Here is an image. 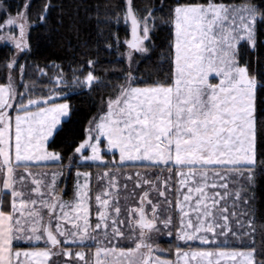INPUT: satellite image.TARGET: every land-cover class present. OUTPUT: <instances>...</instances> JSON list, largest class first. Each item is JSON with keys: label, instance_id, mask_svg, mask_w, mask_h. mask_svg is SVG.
Returning <instances> with one entry per match:
<instances>
[{"label": "snow or ice", "instance_id": "1", "mask_svg": "<svg viewBox=\"0 0 264 264\" xmlns=\"http://www.w3.org/2000/svg\"><path fill=\"white\" fill-rule=\"evenodd\" d=\"M31 6L13 15L0 0V40L16 50L0 83V264H264L249 195L264 184V0H123L96 12L98 28L117 26L103 74L85 42L82 64L28 76L27 37L54 8L45 0L33 24ZM72 89L99 94L80 134L61 102Z\"/></svg>", "mask_w": 264, "mask_h": 264}, {"label": "trees", "instance_id": "2", "mask_svg": "<svg viewBox=\"0 0 264 264\" xmlns=\"http://www.w3.org/2000/svg\"><path fill=\"white\" fill-rule=\"evenodd\" d=\"M28 0H3L6 7H9L11 13L14 15L16 11L23 10L22 6ZM123 0H52L54 5L53 10L50 12L49 20L46 26L34 28L27 37V42L30 45L31 53L19 62L27 64L26 74L28 75L29 69L34 65L40 68L48 67L53 61L57 64H62L63 68L67 71L69 63L73 62L82 64L88 57H82L79 53L87 52L88 49L83 48L85 42L91 46L92 56L95 59L96 46L99 45L101 53L99 60L103 68L97 69L98 72H104L107 67L106 61L115 60L116 55H107L103 49L105 47L104 40L109 37H115L117 34V26L114 21L110 28H98L96 25V12L99 10L101 14L111 11L117 4H122ZM135 6L139 9L145 8L150 0H134ZM158 2V0H157ZM45 0H31V15L36 12H41L44 8ZM107 5V6H106ZM63 6L64 12L59 9ZM63 16V24L58 23L59 19ZM33 24L37 20H32ZM79 28V34L75 29ZM103 33V35L101 34ZM118 34L120 40L123 41L127 36L130 37V29L121 23L118 26ZM168 33L166 30H158L155 32L154 41L158 47L157 55H160L167 47ZM71 45V47H69ZM16 52L10 45H2L0 47V83L6 81V63L11 59ZM143 70H147L146 68ZM111 75L112 73H107ZM80 89H72L66 99L72 108V129L76 134H80L87 126L88 119L95 114V109L99 101V94L93 93L91 95L79 94ZM61 145L57 141V146L49 150H59ZM71 153H69L70 155ZM67 162V157L64 159V164ZM252 195L255 197L256 207L264 212V184H261ZM174 250V248H173Z\"/></svg>", "mask_w": 264, "mask_h": 264}, {"label": "rangeland", "instance_id": "3", "mask_svg": "<svg viewBox=\"0 0 264 264\" xmlns=\"http://www.w3.org/2000/svg\"><path fill=\"white\" fill-rule=\"evenodd\" d=\"M37 13L38 12L34 13V15L32 16V20H35V21L37 20L36 19V14ZM126 38H128V36ZM4 44H5V42L3 40H0V47L2 45H4ZM8 45H10L13 49H15L14 46L11 44V42H8ZM6 74L8 75V69H6ZM49 74L53 75L54 73L50 72ZM34 75H36V69L35 68L34 69L30 68L29 72H28V76H34ZM44 79H47V77H45ZM73 90L75 91V89H73ZM45 91H47V89H45ZM62 99H64V98H62ZM61 102H65V100L64 101L61 100ZM107 159L108 158L106 157V160ZM49 163H51V162H49ZM67 164H68V160H67V162L64 165L66 166ZM80 170H84V169H80ZM33 171H36V172H59V171H61V168L58 167V166H51V167L33 169ZM75 171H76V169L73 168L71 174L69 175L68 172H67V168L65 167V169H64L65 176L60 178V181H59L60 188L65 189V192H66V194H65L66 197H65V195L63 197L64 199H70L71 198L73 185H74V182H75ZM90 171H92L95 174L97 172H102L103 169L93 167V168L90 169ZM128 171H141V172H143V171H146V170L145 169H129ZM95 179L96 178H95V175H94V177H93V185H94V187H95ZM129 188H131V184H129ZM249 195H252V193H249ZM167 239L170 240L171 238H167ZM161 247L162 248H167L168 244L167 243L161 244ZM73 250L76 251V250H79V249H73ZM85 250L87 251V249H85ZM92 251H94V248L92 249ZM173 252H174V250H173Z\"/></svg>", "mask_w": 264, "mask_h": 264}, {"label": "crops", "instance_id": "4", "mask_svg": "<svg viewBox=\"0 0 264 264\" xmlns=\"http://www.w3.org/2000/svg\"><path fill=\"white\" fill-rule=\"evenodd\" d=\"M65 197H66V195H65Z\"/></svg>", "mask_w": 264, "mask_h": 264}]
</instances>
